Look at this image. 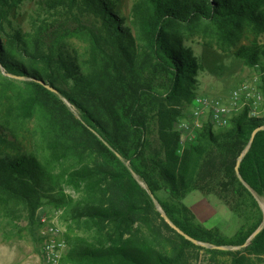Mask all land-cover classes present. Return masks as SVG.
I'll return each instance as SVG.
<instances>
[{
	"label": "trees",
	"instance_id": "trees-1",
	"mask_svg": "<svg viewBox=\"0 0 264 264\" xmlns=\"http://www.w3.org/2000/svg\"><path fill=\"white\" fill-rule=\"evenodd\" d=\"M23 1L0 0V214L33 220L42 205L67 203L68 185L80 193L73 222L92 236H67L60 264H190L191 249L214 264H263L264 227L239 249L196 244L165 221L150 193L178 228L208 245L240 246L261 224L264 112L247 104L218 130L206 120L183 152L174 123L197 97L202 66L185 39L264 33V0H135L127 18L116 0H43L27 30L10 18ZM85 12L95 19L89 25ZM63 13L76 26L58 28ZM73 37H82V50L67 47ZM235 55L264 67L256 42ZM259 89L264 106V79ZM253 131L240 178L235 165ZM196 189L229 196L243 221L231 236L196 220L183 202Z\"/></svg>",
	"mask_w": 264,
	"mask_h": 264
},
{
	"label": "rangeland",
	"instance_id": "rangeland-1",
	"mask_svg": "<svg viewBox=\"0 0 264 264\" xmlns=\"http://www.w3.org/2000/svg\"><path fill=\"white\" fill-rule=\"evenodd\" d=\"M41 1L43 0H24L10 15L13 25L25 30L29 29L32 17L37 18L38 14L44 12L40 5ZM134 1L116 0L115 10L127 18ZM79 15L84 24L89 25L95 20L93 15L86 12ZM60 18V22L56 23L58 28L63 23L67 24L68 29L76 26V22H73L69 14L63 13ZM252 42H256L260 48L264 49V33L255 36L251 32L243 31L239 39L233 42L211 39L209 36L202 39L198 36L187 37L184 43L193 48L202 64L196 75V95L204 94L227 100L234 88L241 82L250 80L255 74V70L246 65L242 59L237 58L235 52L239 46L251 45ZM83 45L82 37H73L67 41L69 49L82 50ZM192 106L193 103L187 104L182 116L174 123L175 130L180 132L178 152H183L197 138L198 129L190 139L186 131L180 130V123L188 118ZM254 110L264 112V106L259 104L254 107ZM214 130H218V128L214 127ZM149 136L151 140L150 153L157 154L159 146L156 142L157 128L154 122ZM58 171L57 169L56 172ZM137 179L144 185L139 178ZM64 191L68 195L67 203L63 205L44 204L35 212L33 220L24 212L23 214L19 213L17 218H6L0 214V264H44L41 256V239L38 235L41 217L55 221L61 228L68 246L62 257L69 250L67 236L70 238L80 236L85 240H91L92 232L83 226H81L82 229H79L71 217V209L77 203L80 193L68 185L65 186ZM226 197L229 196L223 197L222 192L218 189L212 191L196 189L190 191L184 197L183 202L193 211L196 220L205 227H218L225 235L231 236L243 221L231 209ZM258 200L263 208L264 198L258 197ZM154 223H158L156 218ZM142 232L145 233L146 229L142 228ZM188 256L190 264H214L203 250L191 249L188 251Z\"/></svg>",
	"mask_w": 264,
	"mask_h": 264
},
{
	"label": "built area",
	"instance_id": "built-area-1",
	"mask_svg": "<svg viewBox=\"0 0 264 264\" xmlns=\"http://www.w3.org/2000/svg\"><path fill=\"white\" fill-rule=\"evenodd\" d=\"M262 79H264V67L255 70L250 80L243 81L234 88L227 100L204 94L197 95L188 118L180 123V130L186 131L190 139L206 120L212 122L214 127L228 126L232 116L250 103L253 106V113L254 107L263 100V94L259 89ZM38 235L41 239V256L44 264H59L68 247L59 225L53 220L41 217ZM261 257L264 264V254Z\"/></svg>",
	"mask_w": 264,
	"mask_h": 264
},
{
	"label": "water",
	"instance_id": "water-1",
	"mask_svg": "<svg viewBox=\"0 0 264 264\" xmlns=\"http://www.w3.org/2000/svg\"><path fill=\"white\" fill-rule=\"evenodd\" d=\"M18 77V76H17ZM47 88H49L50 90L55 92V89L52 88L51 86H49L48 84L45 85ZM256 131L252 132V135L249 139L248 145L247 147L244 149V151L242 152V154L239 156L237 163L235 165V170L238 174V176L240 177L239 174V164H240V160L243 157L244 153L248 150V148L250 147L253 138H254V134ZM119 156V155H118ZM134 176L136 178H138V176L136 174H134ZM241 178V177H240ZM150 196L155 204V206L157 207V209L162 213V215L164 216L165 220L168 222V224L170 226H172L174 229H176L180 234L184 235L185 238L191 240L192 242L196 243V244H201V245H205V246H210V247H214V248H219V249H238L241 247H245L246 245H248L250 243V241L256 236L257 233H259L263 227H264V207H263V220L261 222V224L249 235V237L246 239V241L240 245V246H231V245H208L204 242L198 241L196 239H194L193 237H191L189 234L185 233L183 230H181L180 228H178L170 219L169 217L165 214V212L163 211V209L161 208V206L159 205L157 199L155 198L154 194L150 193Z\"/></svg>",
	"mask_w": 264,
	"mask_h": 264
}]
</instances>
